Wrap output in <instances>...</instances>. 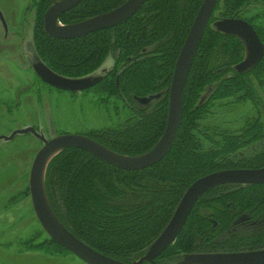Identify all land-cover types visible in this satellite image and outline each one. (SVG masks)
Masks as SVG:
<instances>
[{
	"label": "trees",
	"instance_id": "16d2710c",
	"mask_svg": "<svg viewBox=\"0 0 264 264\" xmlns=\"http://www.w3.org/2000/svg\"><path fill=\"white\" fill-rule=\"evenodd\" d=\"M36 1L44 16L59 0ZM126 1L84 0L59 21L79 23ZM202 2L148 0L123 25L72 40L46 34L41 17L34 48L54 73L73 79L96 76L106 60L114 58L112 68L92 90L108 101L113 98V106L120 101L129 112L123 124L90 132L88 137L131 157L158 143L167 124L175 64ZM260 3L264 0H219L189 72L180 130L161 162L124 171L77 148L65 149L51 160L45 179L49 203L75 237L110 258L132 264L159 238L194 182L221 171L264 168V116L253 85L255 80L264 87V59L248 73H237L234 67L245 57L242 40L213 28L217 20L242 19L254 27L264 45V26L244 16L247 7ZM151 97L156 98L152 105ZM139 99L149 102H140L144 106L140 108ZM247 102L256 109L238 131L202 128L214 109ZM240 219L254 227L251 233L232 232ZM262 221L264 184L217 186L200 197L175 242L153 263L143 264H187L192 255L264 250Z\"/></svg>",
	"mask_w": 264,
	"mask_h": 264
},
{
	"label": "rangeland",
	"instance_id": "374dc122",
	"mask_svg": "<svg viewBox=\"0 0 264 264\" xmlns=\"http://www.w3.org/2000/svg\"><path fill=\"white\" fill-rule=\"evenodd\" d=\"M0 12L7 25L5 29L0 18V264H86L52 242L35 215L31 197H24L19 202V195L26 185L29 187L33 161L44 146L34 134L22 131L32 129L46 140L63 134H89L123 124L129 111L120 101L113 106V98L108 101L97 90L70 94L41 81L33 70V65L40 61L34 48V31L46 12L43 16L36 0H0ZM262 14L264 3L244 10L246 18L264 26ZM217 21L213 23L216 31ZM244 47L246 57L245 44ZM113 65L114 58L110 56L103 67ZM253 85L264 116V87L255 80ZM150 101L152 105L156 98L151 97ZM136 102L137 107H144L139 100ZM255 109L250 102L218 107L202 128L236 132ZM205 146L209 147L208 142ZM249 225L240 219L232 232L249 234L254 228Z\"/></svg>",
	"mask_w": 264,
	"mask_h": 264
},
{
	"label": "water",
	"instance_id": "95a60500",
	"mask_svg": "<svg viewBox=\"0 0 264 264\" xmlns=\"http://www.w3.org/2000/svg\"><path fill=\"white\" fill-rule=\"evenodd\" d=\"M83 1L59 0L53 2L44 16V31L46 34L58 40H72L101 30L111 29L128 22L148 0H127L110 12L75 24H61L60 17L75 9ZM218 2L219 0H203L194 19L175 64L169 93L166 128L159 142L149 152L131 157L116 153L84 135L66 134L47 141L42 137L40 138L32 129L22 131L34 134L44 142V146L34 159L29 179V189L35 215L42 229L51 240L73 253L84 263L127 264L96 251L64 227L55 215L46 193L45 179L49 163L55 156L68 148L82 149L105 163L124 171L144 170L161 162L171 151L180 130L186 82ZM0 18L5 29H7L1 12ZM215 28L221 33L238 36L246 45L247 55L235 67L238 73H246L261 62L264 56V45L254 27L247 21L236 18L223 19L215 23ZM33 70L44 83L68 92H80L90 89L102 80V77L98 76L78 79L63 77L50 70L42 61L36 62L33 65ZM139 101L145 104L149 102V99H139ZM224 184L263 185L264 168L221 171L202 177L194 182L185 192L171 221L159 238L151 245L143 258L132 264L153 263L179 236L200 197L211 189ZM193 263L264 264V250L198 254L190 256L187 262V264Z\"/></svg>",
	"mask_w": 264,
	"mask_h": 264
},
{
	"label": "flooded vegetation",
	"instance_id": "af4514ba",
	"mask_svg": "<svg viewBox=\"0 0 264 264\" xmlns=\"http://www.w3.org/2000/svg\"><path fill=\"white\" fill-rule=\"evenodd\" d=\"M32 1L30 2V7L32 6ZM50 7V6H49ZM212 19V18H211ZM244 60V59H243ZM242 62V61H241ZM240 62V63H241ZM237 66V65H236ZM235 66V67H236ZM112 67H102L100 70H99V72L97 73V75L96 76H98V77H104L105 76V74H106V72L108 71V70H110ZM42 81V80H41ZM102 81V80H101ZM101 81L97 84V85H99L100 83H101ZM43 82V81H42ZM44 83V82H43ZM44 84H46V83H44ZM47 86H49V87H51L50 85H48V84H46ZM97 85H95L94 87H96ZM94 87H92V88H90V89H87V90H84V91H80V92H68V91H63V90H60V89H57V88H53V87H51V88H53V89H55V90H58V91H60V92H67V93H70V94H75V93H82V94H84V93H86V92H89L90 90H92ZM169 93H170V91H169ZM86 133V132H85ZM85 133H82V134H79V135H84V136H87V134H85ZM63 135H66V134H63ZM35 136V135H34ZM36 137V136H35ZM39 137L41 138L42 136H40L39 135ZM88 137V136H87ZM37 139H39L38 137H36ZM42 138H44V137H42ZM45 139V138H44ZM40 140V139H39ZM46 140V139H45ZM52 140V139H51ZM42 143H43V145H44V142L42 141V140H40ZM47 141H50V140H47ZM42 149V148H41ZM34 162V161H33ZM27 195V196H26ZM19 197H20V199H19V202L20 201H22V198H24V197H31V195H30V189H29V187L26 185V188L24 189V191H22V193L19 195Z\"/></svg>",
	"mask_w": 264,
	"mask_h": 264
}]
</instances>
